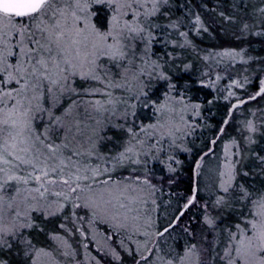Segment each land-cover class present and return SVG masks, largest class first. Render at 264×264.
I'll use <instances>...</instances> for the list:
<instances>
[{
	"label": "snow or ice",
	"instance_id": "obj_1",
	"mask_svg": "<svg viewBox=\"0 0 264 264\" xmlns=\"http://www.w3.org/2000/svg\"><path fill=\"white\" fill-rule=\"evenodd\" d=\"M0 264H264V0H0Z\"/></svg>",
	"mask_w": 264,
	"mask_h": 264
}]
</instances>
